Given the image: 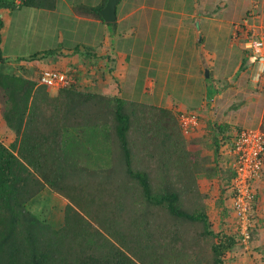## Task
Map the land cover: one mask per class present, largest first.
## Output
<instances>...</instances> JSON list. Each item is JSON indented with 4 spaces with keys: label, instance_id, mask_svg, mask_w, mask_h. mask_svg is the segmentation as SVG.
<instances>
[{
    "label": "trees",
    "instance_id": "trees-1",
    "mask_svg": "<svg viewBox=\"0 0 264 264\" xmlns=\"http://www.w3.org/2000/svg\"><path fill=\"white\" fill-rule=\"evenodd\" d=\"M54 3L0 0V12ZM101 7L75 13L102 21ZM1 43L0 32V264H226L237 234L215 233L203 203H196L200 178L221 177L186 147L172 112L72 87L51 96L37 78L6 70ZM117 150L131 190L125 185L118 194L109 178L89 185L83 175H66L78 164L84 173L94 156L98 162ZM140 150L143 169L132 165ZM225 171L230 200L234 173L230 165ZM44 185L67 200L56 229L26 208ZM186 223L198 227L192 240Z\"/></svg>",
    "mask_w": 264,
    "mask_h": 264
},
{
    "label": "crops",
    "instance_id": "crops-1",
    "mask_svg": "<svg viewBox=\"0 0 264 264\" xmlns=\"http://www.w3.org/2000/svg\"><path fill=\"white\" fill-rule=\"evenodd\" d=\"M183 1L120 0L116 6L115 23L75 13V8L80 6L104 7L107 0H55L51 9L21 6L15 10H3L0 12L2 55L15 75L35 80L44 70H59L72 76L80 91L119 99V85L128 81L130 66L143 64L146 77L140 94L147 96L148 100L143 98L136 102L168 110L174 116L180 113L197 115L195 136H208V148L212 152L209 153L210 161L222 178L219 170L226 166V158L230 160L229 165L231 162V147L226 139L232 136L229 142L232 143L235 135L243 129H264V103L258 102V99L263 100L264 93L248 92L247 83H252V73L247 63L248 53L243 48L245 39L251 35L264 40V0H185L190 7H185ZM10 13L15 15L16 22L11 23ZM41 16L47 20L38 25ZM122 24H126V28L119 29ZM10 30L14 35H20L17 39L10 38L19 41L18 51L15 47H7ZM50 31L52 34L47 39L51 43L44 45L53 50L60 47L58 53L45 55L41 46L32 50L33 53L25 50L27 34L32 35L30 39H41ZM119 32H124L127 39L131 38L130 44L120 50L116 40ZM220 35H225L224 50L215 43L217 37L222 39ZM23 38L26 39L23 41ZM41 42L44 41H38ZM79 49L84 54L82 60L78 56ZM33 56L36 58L28 60ZM221 59L226 66L224 75H212L211 68L222 62ZM190 63L197 65L194 72ZM172 64L177 66L173 68ZM256 69L258 66L253 71ZM210 78L216 92L208 99L206 88ZM53 92L55 94L49 90L51 96L56 95V91ZM193 92L199 97L194 107L178 98L172 99L188 97ZM125 100L130 101V98ZM236 128L238 131L233 132ZM215 143L218 144V153L213 151ZM212 179L217 183L222 180ZM255 193L253 228L259 232V237L258 234L255 237L260 238L257 241L260 244L264 243V230L261 229L264 224V177L255 183ZM226 197L227 202L223 201L218 207V222L213 230L232 235L228 232L230 229L227 230L232 225L228 226L229 219L223 216L230 203L228 195H224ZM236 245L230 255L238 256L240 244Z\"/></svg>",
    "mask_w": 264,
    "mask_h": 264
},
{
    "label": "rangeland",
    "instance_id": "rangeland-1",
    "mask_svg": "<svg viewBox=\"0 0 264 264\" xmlns=\"http://www.w3.org/2000/svg\"><path fill=\"white\" fill-rule=\"evenodd\" d=\"M185 1V0H184ZM183 1V2H184ZM188 1H185V7H190V5H187ZM11 14V23L16 22L15 20V15ZM44 19L43 16H41V19L39 20V24L40 25L42 22L44 23ZM47 20V19H46ZM228 20V19H226ZM226 24V23H224ZM121 28H126V24H122L119 29ZM124 32H119V36L116 40H118V46H119V50L122 49L123 46H128L131 42V38L127 39L126 34H123ZM52 32L50 31L49 34H45L44 37H41V39L34 38L30 36L28 34L26 35L27 40H25L26 38H23V41L25 43V50L33 53L32 50H36L37 48H41V50H45V55H50L58 53L60 50L56 49L53 50L51 49L52 47H46L44 44H50L51 41H49L47 39V36H51ZM219 34V33H216ZM141 33H138L137 36H140ZM2 36V41H3V31L1 33ZM5 36V35H4ZM20 35L17 34L14 35L12 33V30H10L9 32V36H8V43H7V47H15L16 51L19 50V41L18 40H10V38H16L19 37ZM252 36V35H251ZM220 37L222 39H218L219 37H217V44H219V48L221 50H224L223 47V41L225 39V35H220ZM7 37H5L6 39ZM141 38V36H140ZM39 40H43L44 42H41L43 45H40L41 43H38ZM46 48V49H44ZM58 48V47H57ZM51 49V50H49ZM15 49H13V52H16ZM3 52V51H2ZM44 55V54H42ZM245 55V54H244ZM12 56V55H11ZM78 56H80L79 58L82 60L84 57V54H82V50L79 49V53ZM247 57V54H246ZM29 58V57H26ZM64 58V57H63ZM224 59V58H223ZM222 60V62H217L215 63V67L211 68L212 69V75H218V76H222L224 75V68L225 63H223L224 61ZM248 61V60H247ZM248 66H251L250 72L252 73V83L249 82L247 83V87H248V92L249 94H251V92H255V93H264V91H260L257 88V85L254 83L255 82V68L257 67V65H251L249 64V61L247 62ZM131 65H133V63H130ZM177 64H172L171 67H176ZM180 66V65H179ZM188 66V65H186ZM192 68V71L194 72L197 69V65L194 63H190L189 65ZM189 67V68H190ZM254 68V69H253ZM259 68V66H258ZM9 69V70H8ZM6 68L7 71H11L14 72V69L12 67ZM257 70V69H256ZM258 71V70H257ZM206 72V71H205ZM215 73V74H214ZM250 73V74H251ZM145 70H144V66L143 64L139 65V66H130L129 71L127 73V82L126 84L120 83L119 85V91L121 92V97L120 99H124L130 98V101L136 102L138 100H143V98H145L144 100H148L147 96H142L140 94L141 91V87L143 85V83L145 82ZM206 77V76H205ZM213 78V77H212ZM210 84L209 86H207V90L206 92L208 93V99L212 98L215 96V87L213 85V79L210 78ZM216 80L214 79V82ZM77 84H73L72 88H76ZM78 89V86L77 88ZM51 94H55V92H53L54 90H50ZM221 91V89H220ZM198 92V91H197ZM127 93H129V95H126ZM124 97H123V95ZM183 100L185 101L189 106H195L198 103V98L196 96V94L193 92L191 96H185V97H172L173 100ZM261 98V97H260ZM258 102L260 104L264 103V98L262 101ZM137 103V102H136ZM179 114H177L175 117L178 119ZM198 130V129H197ZM196 129H194L193 131H191L188 135H186L184 137L185 141H186V147L196 151V153H198L201 157V155H204V160H205V167H210L211 169L213 168L212 164L213 162L210 161V157L212 153L210 151V149L208 148V143H209V138H207L208 136H195L196 135ZM241 130V129H240ZM238 129L236 128L233 132H237ZM10 134V132H7V134ZM184 136V135H183ZM201 137V138H199ZM232 138V136H231ZM231 138H227L226 142L227 144H230L229 142H231ZM76 144L74 146V150H76V148L79 146V141L75 140ZM224 143H222L220 146H223ZM212 150V149H211ZM83 151V150H82ZM82 151H80V153H82ZM134 151V150H133ZM116 154L114 155H109L108 158H101L98 160H95V156L93 157V162H91L89 164V166H87V170H85L84 173L83 169L82 171H80V173L78 172V170H80V168H82L83 166L78 164L76 165V167L74 169H67L66 175L68 176V178H72L73 176L76 177V175L78 174L79 178L81 175H83L84 178V182H86L89 185H93L97 182H102L105 181L107 178H109L113 183V186L115 188V193H118L120 190L117 188H122L126 185L127 189H132L133 187L135 188V184L134 182L128 180L125 170H124V165L123 162L118 159L119 157V150H117L115 152ZM210 155V157H209ZM220 155V154H218ZM93 156V155H92ZM92 158V157H91ZM226 168L229 167V159L226 158ZM132 165L134 166V168H139V169H143L144 166L147 165V158L145 155H142L141 150L140 151H136V153L133 155V163ZM225 165V164H224ZM222 168V180L217 183L214 182L213 179H205V178H200L199 183H197V189H198V193L201 194V200L196 201V203H198L199 206L202 205L205 207V213L208 217V219L210 220V223L213 226L218 222V207H220V204L227 202V197L226 199L224 198V195L227 196L228 192H227V188H225V184H226V171L224 169L226 168ZM77 173V174H76ZM75 178V179H77ZM69 181L71 179H68ZM109 181V180H108ZM128 186V187H127ZM119 194V193H118ZM194 203V202H193ZM67 204V200L65 198H63L61 195H59L58 193L54 192L53 190H51L48 186L44 185L35 195H33L28 202H26V208L29 211V213H31V215H34L36 218H38L41 221L46 222L47 224H49L50 226H52L54 229L60 227L63 223V212H64V208ZM132 204L131 202V197L128 195L127 198V205L130 206ZM190 205H192L190 203ZM231 208V207H230ZM223 209V206H222ZM255 212V211H254ZM252 214L251 216V221H252V225L255 224V220H256V216L255 214ZM232 213V210H231ZM231 213H227L225 212L224 217H226V219L228 220V226L232 225L231 228H227V230H229V234H235V230H236V221L234 219L233 216H231ZM233 215V213H232ZM232 220V221H231ZM231 221V222H230ZM264 222V220H262ZM184 229L186 231L191 230L188 237L189 239L192 240V238L194 237L195 233L197 232V226L191 227V225L189 223H186L183 225ZM261 229L264 230V224L261 225ZM218 231V227L215 228ZM251 239L250 241L246 244V245H242L241 243H239V248H238V256H234L233 254L230 255L231 252H228L226 254L225 257V261L226 264H264V243H260L258 244L257 241L260 239L256 238L255 235L258 234L257 237H259V232L256 233V229L252 228L251 229ZM232 234V235H233ZM256 240V241H255ZM234 250V249H233Z\"/></svg>",
    "mask_w": 264,
    "mask_h": 264
},
{
    "label": "built area",
    "instance_id": "built-area-1",
    "mask_svg": "<svg viewBox=\"0 0 264 264\" xmlns=\"http://www.w3.org/2000/svg\"><path fill=\"white\" fill-rule=\"evenodd\" d=\"M18 3V2H17ZM244 50L248 53V61L259 68L255 73V84L264 91V40L252 35L245 39ZM38 85L57 91L71 88L75 83L72 76L59 70H44L37 77ZM178 123L184 136L198 125L195 114L180 113ZM234 177L230 185V207L236 221V234L239 243L246 245L253 228L251 216L255 209V183L264 177V129H243L239 131L230 148Z\"/></svg>",
    "mask_w": 264,
    "mask_h": 264
},
{
    "label": "water",
    "instance_id": "water-1",
    "mask_svg": "<svg viewBox=\"0 0 264 264\" xmlns=\"http://www.w3.org/2000/svg\"><path fill=\"white\" fill-rule=\"evenodd\" d=\"M120 0H107L105 6L99 11L102 20L106 23L115 21L116 18V6ZM207 77V72H206Z\"/></svg>",
    "mask_w": 264,
    "mask_h": 264
}]
</instances>
